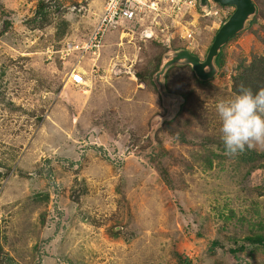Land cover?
<instances>
[{
  "label": "rangeland",
  "instance_id": "1",
  "mask_svg": "<svg viewBox=\"0 0 264 264\" xmlns=\"http://www.w3.org/2000/svg\"><path fill=\"white\" fill-rule=\"evenodd\" d=\"M103 1L0 0V162L9 152L16 157L8 171L0 167V264H36L38 254L42 264H178L175 252L187 264H264L260 249L207 254L212 241L234 247L264 222L247 215L253 203L260 209L264 162L249 173L242 152H223L216 112L219 101L234 98L229 81L238 61L264 51V0H253L256 24L226 46L224 66L210 81L215 98L187 71L169 73L172 89L195 90L180 120L186 143L164 128L155 134L170 185L148 160L160 148L147 143L150 122L165 113L135 72L160 48L181 47L203 60L233 9L213 6L217 15L208 18L162 4L151 41L140 39L134 23L110 28L97 67L80 63L84 81L76 88L68 78L80 54L70 49L87 40ZM188 33L191 39L180 38ZM126 134L124 157H117ZM208 147L218 156L210 171L188 157L208 155Z\"/></svg>",
  "mask_w": 264,
  "mask_h": 264
},
{
  "label": "trees",
  "instance_id": "2",
  "mask_svg": "<svg viewBox=\"0 0 264 264\" xmlns=\"http://www.w3.org/2000/svg\"><path fill=\"white\" fill-rule=\"evenodd\" d=\"M42 9H43V5L38 4L37 15L42 14V12H43ZM123 22H126V21H121V20L117 21L115 23L116 27L118 24H121ZM256 22H257L256 18H254L253 22L251 23L250 28L253 25H255ZM133 26H134V24H133ZM240 34H238V35H240ZM236 37L229 40L227 45L231 41H233ZM226 46L221 49V52L216 59V64L218 65L219 70H222L224 63H225V60H226L225 55L223 54ZM152 47L158 48V49L160 48V46L155 44V43H152ZM160 49H161L160 52H157L158 55L156 58L152 54H150V56L148 55V53L145 54L143 56V58L145 59V62L147 63L146 68L143 69L142 67H140L135 72V76H136L138 82L145 83L146 85L150 86L152 88V90L154 91V93L157 96L159 101H160L159 95H158L157 91L155 90L151 79H152V75L158 70L161 55L167 51L163 48H160ZM178 49H181V47H179ZM76 52H78V51H76ZM88 58H89V53L85 56L86 60ZM151 60H152V63L150 62ZM149 66H151V69L147 68ZM173 70L187 71L188 75L191 78L190 81H193L196 86H198L203 91H205L204 94L208 93L212 98H215L216 94L213 92L214 90H212L213 87L211 85V82H206V83L198 82L194 78L193 72L191 71V69L189 67L172 68L168 71V73L166 75V82H165L167 92L182 96L185 100V103L181 106V109H180L179 113L177 114V116L175 117V119H173L170 122H164L160 128H164V129L169 130V133L171 136H173V138H176L177 140H179L183 143H186V141H185L186 132L184 131V129L181 128L180 120L182 119L183 114L188 110L189 101L191 100L190 98L193 94H195V90L191 87V85L190 86H184L183 84H177V83H176V87L172 89L173 84H172V81L169 82V79H170L169 73ZM241 86H243L244 88H247V89H251L253 94L257 93L261 89H264V51L262 52L261 55H252L249 60L241 59L238 61V64L235 67V73L230 78V81H229V94L232 95L233 97H235V95L239 94V90H240ZM160 107H161V105H160ZM142 134H143V132H142ZM220 135H221V133H220ZM155 141L159 145L160 148H158V150L156 152H154V153L152 152L151 155L148 156L149 163L154 165L155 169L160 174V177L163 180V182L166 185H170L169 173L166 170V168L164 167V159L166 157L167 152L161 147V145H160L161 143L156 137H155ZM219 141H220V143H223L221 138H219ZM211 142H216V141H211ZM147 143H148V145L151 143L149 140V137H147ZM222 149H223V152H225V148L223 147ZM212 151H213V149L208 147V149H206V152L208 153V155H198L194 152H188V157L192 161L207 167L208 171H210V170H212L213 160L218 158V156L215 155V153ZM241 157H243L241 159V162L243 164L250 165V168H249L250 170L248 171L249 173L261 170V169H259L260 166L256 167L257 165H255V163L262 161L261 163H257L258 165L262 166V164L264 162V145H261L260 149H257L256 147H252L250 149L246 148L242 152ZM15 159H16L15 155H11L9 152V157L7 159L9 163L8 162L7 163L6 162L5 163L0 162V167L2 169L3 168L6 169L8 171L11 167L10 161L14 162ZM64 161H66V163H68L71 167L74 165H77V162H72L69 160H64ZM182 163L183 164L186 163L185 159H182ZM46 165H47V168H49L48 163H46ZM188 172H190V171H188ZM49 174H51L50 171L48 173V177L51 178V175H49ZM260 196H261L260 197L261 198L260 209H259L257 203H253L252 204L253 207L251 208V213L247 212V215L250 217H255V218L263 216V220H264V193H261ZM55 212L59 216H62L61 213L58 212V210H55ZM256 227L259 229V231L253 232L250 230L249 233L241 240V243L239 245L234 244V247L233 246L226 247L223 243H220L219 241H212L207 254L209 256H213L218 250H224L226 248H228L227 249L228 253L231 256H233L234 254H236L238 252L240 253V252H243V251L248 250V249L249 250L260 249L261 251L264 252V222L261 221V219H259L257 221ZM234 241H235L234 238H232L230 240V242H234ZM44 243H46V242H44ZM174 256H175L178 264H187V261H184L185 259L181 255H179L175 252ZM41 259H42L41 254H38L37 258H36V260H37L36 264H42ZM14 264H16V263H14Z\"/></svg>",
  "mask_w": 264,
  "mask_h": 264
},
{
  "label": "water",
  "instance_id": "3",
  "mask_svg": "<svg viewBox=\"0 0 264 264\" xmlns=\"http://www.w3.org/2000/svg\"><path fill=\"white\" fill-rule=\"evenodd\" d=\"M197 10L200 14L208 12V1L222 7L232 8V13L222 22L218 31L214 35L207 53L203 60L191 54L186 49L168 50L161 57L158 70L152 75V83L157 91L160 104L165 114L155 116L150 124L149 139L155 145V134L164 122H170L179 113L181 106L185 103L182 96L167 92L165 82L166 74L172 68L189 67L193 72L194 78L200 83L210 82L218 76L220 70L216 64V59L221 49L227 45L229 40L238 34L247 31L257 15V6L252 0H196ZM155 124V125H152ZM129 135L120 138L116 144V156L124 157L123 148ZM150 148L147 149V153ZM131 150V154H139ZM145 154V153H144ZM143 159V156H142Z\"/></svg>",
  "mask_w": 264,
  "mask_h": 264
},
{
  "label": "built area",
  "instance_id": "4",
  "mask_svg": "<svg viewBox=\"0 0 264 264\" xmlns=\"http://www.w3.org/2000/svg\"><path fill=\"white\" fill-rule=\"evenodd\" d=\"M175 6L176 10L180 12L181 8L185 7L196 11V0H104L102 12L99 15L98 21L87 37V40L82 46L75 50L79 52L72 72L69 74V81L74 87H79L83 83V74L80 63L89 53L88 63L97 67V58L99 57L101 48L103 47V38L107 30L115 26L117 21H126L128 23H135L141 27L139 37L141 40H154L155 36V18L162 14V4H169ZM217 11L212 8L209 12L201 15L202 17H214ZM182 40H189L192 38L190 33L182 34ZM72 51V48L70 49ZM121 71L115 73L119 74Z\"/></svg>",
  "mask_w": 264,
  "mask_h": 264
},
{
  "label": "clouds",
  "instance_id": "5",
  "mask_svg": "<svg viewBox=\"0 0 264 264\" xmlns=\"http://www.w3.org/2000/svg\"><path fill=\"white\" fill-rule=\"evenodd\" d=\"M208 3V12L210 8L213 9V6H218L210 1H208ZM197 11L196 4L195 12ZM197 13L198 15H204L199 12ZM111 28L115 29L116 25ZM107 32L102 41L103 46ZM72 51L76 52V50ZM76 60H74V62H76ZM69 83L71 82L69 81ZM71 85L74 87L72 83ZM216 112L220 120L221 140L225 148V154L236 155L243 152L246 148L250 149L255 145H264V89L253 94L251 89L241 86L239 94L235 95L233 99L219 101L216 104Z\"/></svg>",
  "mask_w": 264,
  "mask_h": 264
},
{
  "label": "flooded vegetation",
  "instance_id": "6",
  "mask_svg": "<svg viewBox=\"0 0 264 264\" xmlns=\"http://www.w3.org/2000/svg\"><path fill=\"white\" fill-rule=\"evenodd\" d=\"M157 145V144H156Z\"/></svg>",
  "mask_w": 264,
  "mask_h": 264
}]
</instances>
